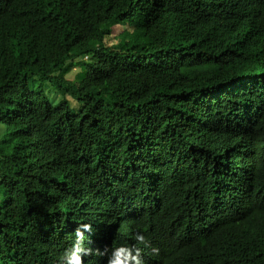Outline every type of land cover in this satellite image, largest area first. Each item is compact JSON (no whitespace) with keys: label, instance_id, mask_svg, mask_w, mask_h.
Instances as JSON below:
<instances>
[{"label":"trees","instance_id":"1","mask_svg":"<svg viewBox=\"0 0 264 264\" xmlns=\"http://www.w3.org/2000/svg\"><path fill=\"white\" fill-rule=\"evenodd\" d=\"M0 122V264H264V0H0Z\"/></svg>","mask_w":264,"mask_h":264},{"label":"clouds","instance_id":"2","mask_svg":"<svg viewBox=\"0 0 264 264\" xmlns=\"http://www.w3.org/2000/svg\"><path fill=\"white\" fill-rule=\"evenodd\" d=\"M77 193V197L74 194L71 196L74 198L72 205L76 206V208L72 209L71 204H67L68 207V216L72 223V226L75 229V233L79 235V233H85L88 227L91 226L90 221L88 220L90 215L94 212V208L91 205L90 198H95V193L88 186H80L78 190L75 191ZM98 196L100 197V192H98ZM153 197V192L150 194V199ZM71 202V198L69 200ZM86 256H76L65 257L63 258L64 264L68 261V264H88Z\"/></svg>","mask_w":264,"mask_h":264},{"label":"rangeland","instance_id":"3","mask_svg":"<svg viewBox=\"0 0 264 264\" xmlns=\"http://www.w3.org/2000/svg\"><path fill=\"white\" fill-rule=\"evenodd\" d=\"M123 27H125V25H122V24H118V25H116V26L114 27V30H113L112 34H111L110 36H108V37L105 39V41H106L108 44H114V43H116V42L118 41V36H117V35H118L120 32H122ZM78 69H81V68H79V67H75V68L73 69V71L71 72V73H72L71 75L74 76L75 72H76ZM71 75H70V76H71ZM74 103H75V102H73V105H74ZM4 132H5V125H4L3 123L0 122V138L3 137ZM2 196H3V195H2V193L0 192V203H1V200H2Z\"/></svg>","mask_w":264,"mask_h":264},{"label":"bare ground","instance_id":"4","mask_svg":"<svg viewBox=\"0 0 264 264\" xmlns=\"http://www.w3.org/2000/svg\"><path fill=\"white\" fill-rule=\"evenodd\" d=\"M117 133V132H116Z\"/></svg>","mask_w":264,"mask_h":264}]
</instances>
